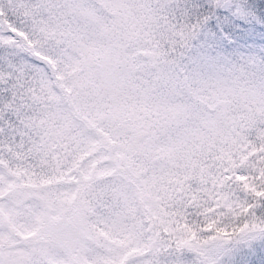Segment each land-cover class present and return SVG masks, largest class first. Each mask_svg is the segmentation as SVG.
<instances>
[{"label":"rangeland","instance_id":"rangeland-1","mask_svg":"<svg viewBox=\"0 0 264 264\" xmlns=\"http://www.w3.org/2000/svg\"><path fill=\"white\" fill-rule=\"evenodd\" d=\"M177 2L0 0L27 37L0 52L48 57L15 128L0 131V264H230L264 228V122L250 137L244 127L261 119L248 108L264 114V56L216 46L173 14ZM6 27L0 17V36ZM86 62L105 65L94 95L124 97L132 124L165 123L191 90L182 126L149 138L143 166L129 168L121 135L95 117L100 103L70 98ZM203 204L218 223L225 213L243 247L207 258Z\"/></svg>","mask_w":264,"mask_h":264},{"label":"snow or ice","instance_id":"snow-or-ice-1","mask_svg":"<svg viewBox=\"0 0 264 264\" xmlns=\"http://www.w3.org/2000/svg\"><path fill=\"white\" fill-rule=\"evenodd\" d=\"M173 14H178L187 25L208 33L212 42L226 51L257 52L264 56V0H178ZM0 17L7 21L0 43L11 45L16 37L27 38L5 12L0 11ZM32 57L0 53V131L15 128L23 89L48 60L35 49ZM232 264H264V240L241 249Z\"/></svg>","mask_w":264,"mask_h":264},{"label":"trees","instance_id":"trees-1","mask_svg":"<svg viewBox=\"0 0 264 264\" xmlns=\"http://www.w3.org/2000/svg\"><path fill=\"white\" fill-rule=\"evenodd\" d=\"M3 46V43H0V48ZM2 52V51H1ZM0 52V53H1ZM182 57V56H181ZM177 58V57H175ZM180 59V58H179ZM125 64V63H123ZM105 68V65H97L94 62H86L83 64V74L85 77V80H83V83L77 87L70 88L71 90L69 91L70 98L73 96L80 98L81 102L83 101L86 108L89 106H94L98 105L100 103L102 111L98 116L99 120L103 121L105 119L106 121H109L110 125L115 127L119 134L121 135V142L124 145V158L130 159L131 161L129 162V168H132L135 166V162L139 164V162L134 161V159H139L141 161V166L144 165L145 160L148 157V154L146 151L148 150V143L149 141H153L151 139H154L155 136L157 135L156 131L160 132L163 131L166 134V127L167 123L169 122H176V124H179V127L182 126V116L183 113H185L187 110H184L185 107L189 106L193 103L194 99L192 97V92L191 90H187V96H185V100L183 102H180V106L177 108L178 111H173L169 116V120H167L165 123H155L151 121H147L145 124L139 123V124H132L128 119L126 118V114L128 107L125 105V99L121 95L117 94L115 91L111 90L108 91L107 93L109 94L108 98H105V101L103 98L98 99L96 98L95 93H98V90L95 88V82L99 77L93 78L92 74H99L102 73ZM81 69V70H82ZM84 79V78H83ZM112 87V86H111ZM113 88V87H112ZM25 96V94H23ZM67 93L64 92L63 97L66 99ZM73 98V100H74ZM22 100V99H21ZM124 103H121V102ZM70 102V101H69ZM200 105L202 107H208L204 102L199 101ZM214 108V109H209L210 111H214L218 114V117H214L213 121H218L221 118H223V114L219 113L218 110L221 112L220 109ZM184 110V111H183ZM248 110L251 113H255V115L259 114L260 115V121L262 122H256L253 120H248L245 123V128L247 131V134L249 135H256L259 132L260 129V124L264 122V114L258 113L254 108H248ZM208 111V110H207ZM207 111L203 112V115L207 114ZM131 112V111H130ZM134 119L136 120H143L145 119V115H138V114H132ZM150 117L149 115H147ZM165 117V116H164ZM79 120V118H78ZM159 120V119H158ZM76 121L75 119L72 120L73 127L75 129V133L78 134V130L76 128ZM72 123L70 126H72ZM149 123V125H147ZM139 132H145L142 137L138 136ZM34 137V136H33ZM259 137V135H258ZM31 135L27 139L28 143L31 141ZM151 138V139H149ZM257 138V137H256ZM260 138V137H259ZM258 138V142H259ZM123 140V141H122ZM256 141V142H257ZM148 142V143H147ZM62 158V157H61ZM264 163V159H260V161ZM140 165V164H139ZM58 170V168H56ZM3 171V170H2ZM225 213L224 215L221 214V218L218 223V214H206L205 213V205L203 204L201 206V212L200 216L198 214L197 217V222L195 225H199V230L201 239H203V244L202 246L204 247V251L208 253V259L212 257L211 252H217V250H220L221 247H223L226 250V253H229L231 251L237 250L236 248L241 246L243 247L244 244V239H241L240 241L237 242V240H232L231 235H233V231L231 230V227L233 226L232 224H228V222H225ZM241 221V218H238ZM187 222V221H186ZM190 226L189 222H187ZM194 223V222H193ZM195 229V228H194ZM259 232V234H257ZM251 240L253 244L258 243L260 240H264V228L260 229L258 231H255L251 234L245 235V238H248ZM237 242V243H236ZM250 242V241H249ZM250 242V244H251ZM232 264V263H230Z\"/></svg>","mask_w":264,"mask_h":264}]
</instances>
